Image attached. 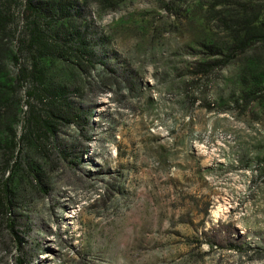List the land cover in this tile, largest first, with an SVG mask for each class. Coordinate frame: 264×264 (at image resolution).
I'll return each instance as SVG.
<instances>
[{
    "label": "rangeland",
    "instance_id": "rangeland-1",
    "mask_svg": "<svg viewBox=\"0 0 264 264\" xmlns=\"http://www.w3.org/2000/svg\"><path fill=\"white\" fill-rule=\"evenodd\" d=\"M27 1L1 0L6 47L60 29L79 48L39 64L91 115L29 150L7 96L0 264H264V0Z\"/></svg>",
    "mask_w": 264,
    "mask_h": 264
},
{
    "label": "trees",
    "instance_id": "trees-1",
    "mask_svg": "<svg viewBox=\"0 0 264 264\" xmlns=\"http://www.w3.org/2000/svg\"><path fill=\"white\" fill-rule=\"evenodd\" d=\"M26 4L29 8L33 7L29 0ZM6 21L7 16L0 0V109L6 110L5 108L9 102L7 96H14L18 89H23L26 101L25 107H23L19 98L14 97L16 99V108L13 113L6 115L4 131L6 129L11 131L13 129V118L18 112L22 113V133L17 139L18 142L20 141L22 148L27 147L29 150L34 151L44 148L46 151L45 146H47V149L49 147V149L65 155L67 148L58 138L60 130L62 127L70 125H75L78 131L85 128L88 124L91 110L68 94L69 85L72 84L70 78L60 74H47L45 68L39 63L41 57L60 58L65 53L70 54L74 52L73 49H78L79 47L72 45V42L68 43L67 41L72 39L63 36L60 29L38 25L36 15L28 37L21 39L16 46V51L12 53L6 47L5 40L1 35ZM73 35H71V38H73ZM76 38H80V35H76ZM24 50L30 51L31 54L21 57ZM9 61L14 64L11 71L8 69ZM99 77L96 79L97 82L95 81L94 83L104 81L101 74ZM117 83L118 81L113 78L108 90L116 92ZM9 137L10 135L4 138L7 144H9ZM13 143H16L14 138ZM8 159V155H4V162L7 163ZM33 175L34 179L37 177L36 179L40 182L38 174L34 172ZM2 191V206L5 210H10L13 203V191L6 177L3 181ZM8 225L9 229L18 238L20 245L22 238L18 235V231L14 229L11 219ZM228 230H231V228ZM207 242L210 245L215 243L213 240H207ZM229 247H235V245ZM22 252V248H20V253ZM24 256L25 254L18 257L17 264H26L23 259Z\"/></svg>",
    "mask_w": 264,
    "mask_h": 264
}]
</instances>
